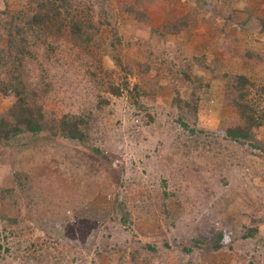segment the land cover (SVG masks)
Here are the masks:
<instances>
[{
    "label": "rangeland",
    "instance_id": "obj_1",
    "mask_svg": "<svg viewBox=\"0 0 264 264\" xmlns=\"http://www.w3.org/2000/svg\"><path fill=\"white\" fill-rule=\"evenodd\" d=\"M240 74L264 111V0H0V120L21 128L0 139V264H264V121L223 134Z\"/></svg>",
    "mask_w": 264,
    "mask_h": 264
},
{
    "label": "trees",
    "instance_id": "obj_2",
    "mask_svg": "<svg viewBox=\"0 0 264 264\" xmlns=\"http://www.w3.org/2000/svg\"><path fill=\"white\" fill-rule=\"evenodd\" d=\"M47 4H49V2H47ZM46 5H44L43 8H45ZM57 6L59 8L60 4L57 3L55 7ZM66 11L69 15H71L68 8L66 9ZM69 15L67 22L64 24V30L67 31L71 30L73 35L78 34L80 38H82L83 36L87 37L85 31L86 29H84L85 26L82 25L81 22H79L78 20H76L75 18ZM33 17L34 18L30 21V25L31 24L33 25V20H34V22L37 23L38 26L37 28L39 29V27L41 28L45 25L47 19L49 18V14L39 13L37 15H34ZM21 27L22 26L18 24L14 25L11 21H9L7 24L8 31L11 34L14 31L18 33V30L19 29L21 30ZM41 31L42 30L40 31L35 30L34 34L38 32V34L41 35V33H43ZM22 42L23 40H21V43ZM12 43L15 44L14 39ZM227 86L229 90L234 92V95L233 97H231V100H232V104L237 109L240 123L236 125L227 126L224 129L223 134L232 140H238V139L245 140L251 138L253 129L261 125L264 121V111L261 110L260 108L257 109V102H256L257 99L253 101L251 97L249 98V95H251V92L253 91L254 88L257 87V85L254 84L245 75L240 74V75L231 76V78H229V80L227 81ZM13 89L17 95L20 94L21 92L20 88L17 87L16 89L15 87ZM258 96L259 94H257L256 98H258ZM19 103L15 104V108H12L11 110L12 114H14V110L17 108V106L18 105L20 106ZM19 113L21 117V119L18 121L19 124L21 123L25 125L26 129L32 131L35 134L42 132L43 124L40 118H34V117L32 118L31 116H27V114L23 112H19ZM87 124L88 122L84 120L82 117L78 115L77 116L73 115L72 117L63 118V120L60 121L59 129L66 137L76 138L81 140L84 138V132L82 128L84 126L86 127ZM20 129H21L20 126L9 128L7 121L0 120V139L5 137L4 133L5 134L7 133L9 135L11 133L12 134L16 133Z\"/></svg>",
    "mask_w": 264,
    "mask_h": 264
}]
</instances>
